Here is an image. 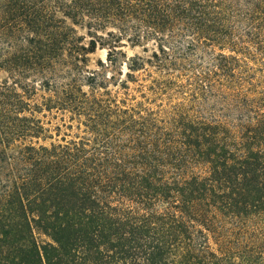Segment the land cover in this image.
Listing matches in <instances>:
<instances>
[{
  "label": "trees",
  "instance_id": "16d2710c",
  "mask_svg": "<svg viewBox=\"0 0 264 264\" xmlns=\"http://www.w3.org/2000/svg\"><path fill=\"white\" fill-rule=\"evenodd\" d=\"M0 73V264H264V0H0Z\"/></svg>",
  "mask_w": 264,
  "mask_h": 264
},
{
  "label": "rangeland",
  "instance_id": "374dc122",
  "mask_svg": "<svg viewBox=\"0 0 264 264\" xmlns=\"http://www.w3.org/2000/svg\"><path fill=\"white\" fill-rule=\"evenodd\" d=\"M153 49V46L150 45L149 46V50H150V53ZM123 51L128 55L129 58L131 57H134L136 55H139V56H144V57H149L150 53L149 54H145L143 53V49L140 48V47H136V48H133V47H130V46H126L125 48H123ZM90 58V64H89V69L91 70H98L99 67H98V62L99 61H103V62H106V58H107V50H103V49H98L96 53L94 54H91L89 56ZM251 66L253 67H257L258 65L257 64H253V63H250ZM128 70L127 68L124 66L123 67V73H127ZM6 77L5 74H2L0 73V78L1 80H3L4 78ZM125 79V76L123 77V80ZM47 117H43L41 116L43 122H45L47 124V127L50 128L52 130V133L53 134H56L54 129L60 125V120L58 119H55L53 118L52 116L50 115H46ZM65 132V129H62V133ZM51 141H49L48 143H50Z\"/></svg>",
  "mask_w": 264,
  "mask_h": 264
}]
</instances>
